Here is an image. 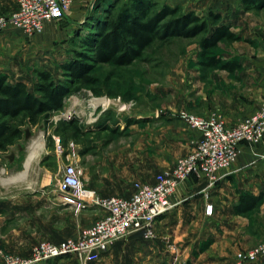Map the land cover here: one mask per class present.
Listing matches in <instances>:
<instances>
[{"label":"rangeland","instance_id":"rangeland-1","mask_svg":"<svg viewBox=\"0 0 264 264\" xmlns=\"http://www.w3.org/2000/svg\"><path fill=\"white\" fill-rule=\"evenodd\" d=\"M128 1L85 0L84 17L80 24L73 27L71 22H66V16L50 21L55 31L45 38L42 32L26 37L12 28L1 31L0 74L6 75L8 82L22 79L30 91L38 83L35 71H48L56 80H64L61 66L73 60L76 52L84 51L79 39L87 35L94 21H101L105 17L111 5H114L110 13L112 17ZM156 1L171 6L168 2L172 0ZM174 1H181L178 6L203 19H208L210 14L219 15L222 24L225 23L235 33L226 23V10L216 5L218 0L209 3H205L206 0ZM252 16V20L245 22L254 23V13ZM245 26L238 28L245 29ZM251 32L254 34V29ZM238 36L240 40L237 42L243 43L242 37ZM200 38L155 41L145 50L141 60L127 67L97 65L90 74L96 81L94 85L81 86L78 92L66 98L61 111L41 118L33 127H25L22 138L6 152H0V261L2 254L27 257L31 247L42 242L37 228L38 225H41L40 228L46 225V221L43 224L35 222L36 229L30 231L24 218L26 212L16 209L27 206L36 210L42 208L36 215L45 214V220H55L49 216L51 208L44 210L48 204L45 199L51 198L53 191L57 190L63 168L69 162L81 167L85 177L82 182L86 183L91 181V172L104 159H109L108 154L117 152L120 154V159H116L119 166L115 170L118 177L123 181L129 179L132 186L134 182L147 184L146 178L158 163L157 141L149 134L151 130L159 128L170 117L180 120L190 129L185 122L186 116L220 114L216 110H193L194 105L198 104L196 96L198 99L201 97L203 80L206 81L209 73L216 70L205 69L198 64ZM231 46L232 43H220L215 52L223 60L230 61L234 58L227 60L225 54L231 51ZM92 101L100 103L90 110L88 106ZM36 144L40 145L36 148ZM69 144H73L75 155L67 160L65 156L70 153L67 150ZM59 146L63 148L62 153L58 150ZM33 154L36 157L31 161ZM46 181L51 182L47 188L30 190L26 186L29 182ZM191 208V212L183 213L181 217L170 215V222L162 230L163 235L155 231V238L148 242L120 240L125 246L107 252L98 262L87 264H238V255H244L264 243V221L254 212L245 214L242 217L247 224L235 234H226V255H223L224 259L220 258L224 225L205 219L198 207ZM64 215L65 220L52 225V230L68 231L70 215L79 224L84 217L91 221L100 218L102 212L90 208L75 213L71 209ZM27 234L29 238H34L32 242L28 239L29 243L25 245ZM46 262L83 264L76 256ZM263 262L264 257H260L255 262L243 261L242 264Z\"/></svg>","mask_w":264,"mask_h":264},{"label":"crops","instance_id":"crops-1","mask_svg":"<svg viewBox=\"0 0 264 264\" xmlns=\"http://www.w3.org/2000/svg\"><path fill=\"white\" fill-rule=\"evenodd\" d=\"M180 2L172 0L168 3L171 6H176ZM209 2L211 0H206L205 3ZM216 5L226 10L228 18L226 23L230 24L234 32L243 39V43L233 42L230 47L231 51L225 54L227 60L237 59L240 68L233 73L223 70H214L209 73L207 80H203L201 97L198 99V96H196L195 100L198 104L194 105L193 110L199 112L216 110L220 113L219 115L223 118L226 126H234L245 117L258 111L264 102V8L246 10L243 0H218ZM84 6L85 0H75L66 14V22H71L73 27L78 23L80 24L84 17ZM16 8L13 0H0L1 15H9ZM198 8L201 9L200 6ZM189 9L194 8L189 7ZM253 13L254 23L245 22L249 19L252 20ZM72 21L77 22L73 23ZM245 24L248 26H245ZM244 26L245 29L238 28ZM54 28L55 26L50 21L46 22L42 31L43 37L45 38L54 33ZM253 29L254 34L251 32ZM16 32L21 35L18 31ZM18 80L22 79H15V81ZM196 92V95H198V89ZM149 134L157 141L158 152L156 158H158V163L155 170H150V175L146 178L147 184H153L157 174L171 169L177 159L189 153L200 140L199 132L188 129L183 122L173 117L165 119L159 128L151 130ZM108 155L107 158L109 159H104L101 165L91 172V181L83 184L85 188L96 191L103 198L119 195V197L129 198L133 193V186L129 179H127L128 181L121 180L115 171L116 167L119 166L116 159H120V154L112 152ZM34 156L36 157L33 154L32 159L35 158ZM216 176L218 181L211 188H207L208 180L203 176H190L181 184L175 196L176 201H179L180 204L172 212L158 219L155 231L161 232L163 235L164 231L162 230L170 222V215L181 217L183 213L191 212V207L195 209L198 207L205 219L224 225V230H222L224 241L222 242L223 246L220 247V258L224 259L223 255H226L224 243L228 242L226 234H235L237 230L247 224V220L242 217L243 215L234 214L233 207L238 203L242 193H249L253 196L264 194V139L258 145H240L235 162L229 169L219 171ZM83 180L85 181V177H82ZM50 185L51 182L49 181L26 184L27 187L31 188L30 190H39ZM45 200L48 204L44 207V210L51 208L52 212H49V216L55 218V220L50 218L45 220V214H43L44 216L36 215L41 212L42 208L36 210L27 206L24 209L20 207L16 209L18 212H26L24 218L30 231L36 229L35 222L42 223L46 221L47 226L42 223V228H40L41 225H38L37 228L38 237L42 241L58 244L67 237L74 238L81 229L90 226L97 219L94 218L91 221L84 217V220L77 224L70 215L68 231H60L59 229L54 231L51 226L65 220L66 215L64 214L71 209L60 203L57 190L53 191L51 198ZM207 204L213 207L211 215L205 214L204 208ZM253 212L254 215L260 216L264 221V197L258 207L247 214ZM252 224L254 226V223ZM76 231H78L77 234ZM26 237L25 245L29 243L28 239L32 242V238H34H29V234L25 235ZM126 239L142 240L139 235H132ZM122 246H125L124 243L120 240L116 241L108 252ZM44 264H50V262Z\"/></svg>","mask_w":264,"mask_h":264},{"label":"built area","instance_id":"built-area-1","mask_svg":"<svg viewBox=\"0 0 264 264\" xmlns=\"http://www.w3.org/2000/svg\"><path fill=\"white\" fill-rule=\"evenodd\" d=\"M16 10L0 16V32L12 28L26 37L43 31L44 24L61 20L75 0H13ZM187 126L199 132L200 140L175 165L156 175L153 184L133 183L129 198L100 197L94 190L84 187L83 170L69 162L57 184L62 204L75 213L98 209L102 216L90 226L81 229L77 236L53 244L42 241L31 247L27 257L2 254L0 264H40L46 261L76 256L81 263L98 262L116 241L132 235L148 242L155 238L158 219L172 212L179 204L175 196L178 187L190 176H203L211 187L218 181L216 174L227 170L235 162L239 146L257 145L264 138V103L254 114L245 117L234 126H226L217 113L204 117L186 116ZM63 152L61 146L58 147ZM66 159L74 156L73 144H69ZM213 207L205 206V214L211 215ZM264 257V243L244 255H238V264L255 262Z\"/></svg>","mask_w":264,"mask_h":264},{"label":"trees","instance_id":"trees-1","mask_svg":"<svg viewBox=\"0 0 264 264\" xmlns=\"http://www.w3.org/2000/svg\"><path fill=\"white\" fill-rule=\"evenodd\" d=\"M246 10L264 8V0H243ZM114 5L105 17L94 21L87 35L79 39L84 51H78L73 60L61 66L64 80H56L48 71H35L38 83L27 89L22 80L8 82L0 74V152L22 138L27 126H35L41 118L61 111L66 98L78 92L81 86H92L90 76L97 65L127 67L141 60L147 48L155 41L171 39H199V65L205 69L233 73L240 68L237 59L225 61L215 50L220 43H233L240 37L222 24L219 15L208 19L188 12L181 6H169L156 0H129L114 16ZM264 194L253 196L242 193L233 207L235 215H245L256 209ZM205 250V249H204Z\"/></svg>","mask_w":264,"mask_h":264},{"label":"bare ground","instance_id":"bare-ground-1","mask_svg":"<svg viewBox=\"0 0 264 264\" xmlns=\"http://www.w3.org/2000/svg\"><path fill=\"white\" fill-rule=\"evenodd\" d=\"M100 102H98V101H92V102H90L89 103V108H90V110H93L98 104H99ZM104 104H105V102H103ZM107 103V102H106ZM80 115H82V113H80ZM40 144H36L35 145V147L37 148L38 146H39ZM29 155H30V153H29ZM28 155V156H29ZM35 157V156H34ZM41 157V156H40ZM28 158V157H27ZM31 158V157H30ZM40 159V158H39ZM33 160V159H32ZM28 161V160H27ZM26 161V162H27ZM28 165V164H27ZM30 167V166H29ZM23 177V176H22ZM13 178V177H12ZM17 178V177H16ZM27 179V178H26ZM31 185V184H30ZM18 190V189H17ZM22 190H24V189H22ZM20 192V191H19ZM24 192V191H23Z\"/></svg>","mask_w":264,"mask_h":264}]
</instances>
